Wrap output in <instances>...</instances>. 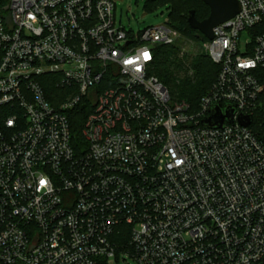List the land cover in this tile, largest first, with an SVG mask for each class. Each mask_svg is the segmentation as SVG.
Segmentation results:
<instances>
[{
	"label": "built area",
	"instance_id": "1",
	"mask_svg": "<svg viewBox=\"0 0 264 264\" xmlns=\"http://www.w3.org/2000/svg\"><path fill=\"white\" fill-rule=\"evenodd\" d=\"M237 2L194 107L152 73L168 21L127 32L113 0H0V264L263 263L264 0Z\"/></svg>",
	"mask_w": 264,
	"mask_h": 264
},
{
	"label": "trees",
	"instance_id": "2",
	"mask_svg": "<svg viewBox=\"0 0 264 264\" xmlns=\"http://www.w3.org/2000/svg\"><path fill=\"white\" fill-rule=\"evenodd\" d=\"M148 9L157 6H168L170 27L176 28L186 36L192 37L197 34L190 29L187 23L188 14L194 11L195 19L199 22L209 16V9L201 1L191 0H146ZM206 41V39L203 38ZM165 51V52H164ZM160 55L153 63L152 73L169 90L172 97L179 98L192 106L196 107L200 98L206 94L216 80L218 67L209 59L208 56L199 55L193 62V76L190 78L186 72L180 75L181 67L172 65L166 50L159 51ZM176 52L173 53V57ZM187 71V69H185ZM85 119V114L78 107L73 111L70 121L77 136H80V129Z\"/></svg>",
	"mask_w": 264,
	"mask_h": 264
},
{
	"label": "rangeland",
	"instance_id": "3",
	"mask_svg": "<svg viewBox=\"0 0 264 264\" xmlns=\"http://www.w3.org/2000/svg\"><path fill=\"white\" fill-rule=\"evenodd\" d=\"M115 2V19L120 22V25L125 28L127 32L142 31L148 27H156L167 23L169 20L168 6H157L153 9H148L146 0H113ZM173 30L174 43L169 48H164L169 54L168 58L172 65H179L181 67L180 75L185 73L191 78L193 76V62L199 55L208 56L207 42L198 33L193 34L192 37L171 27ZM243 39L246 34H243ZM165 52V51H164ZM175 56L173 57V53ZM210 59V57H209ZM187 69V71L185 70ZM172 96V95H171ZM175 100L179 98L172 97ZM123 261L120 259L118 263L112 264H136V262L129 257H124Z\"/></svg>",
	"mask_w": 264,
	"mask_h": 264
},
{
	"label": "water",
	"instance_id": "4",
	"mask_svg": "<svg viewBox=\"0 0 264 264\" xmlns=\"http://www.w3.org/2000/svg\"><path fill=\"white\" fill-rule=\"evenodd\" d=\"M196 1V0H191ZM201 1L209 9V16L207 19L199 22L195 19L194 11H190L187 18V23L190 29L196 31L206 40L213 39V30L234 18L240 10L237 0H198ZM209 117L203 121V126L208 128H222L224 122L231 123L235 114L233 106H227L223 111L216 106L209 112ZM239 123L243 126L250 125L251 117H239ZM264 264V260L263 263Z\"/></svg>",
	"mask_w": 264,
	"mask_h": 264
}]
</instances>
